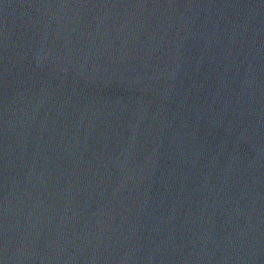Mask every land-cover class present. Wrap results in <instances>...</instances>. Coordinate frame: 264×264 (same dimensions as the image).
I'll return each mask as SVG.
<instances>
[{
    "label": "water",
    "instance_id": "obj_1",
    "mask_svg": "<svg viewBox=\"0 0 264 264\" xmlns=\"http://www.w3.org/2000/svg\"><path fill=\"white\" fill-rule=\"evenodd\" d=\"M0 264H264V0H0Z\"/></svg>",
    "mask_w": 264,
    "mask_h": 264
}]
</instances>
